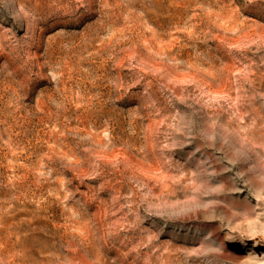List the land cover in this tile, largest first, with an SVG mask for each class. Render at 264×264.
<instances>
[{
    "label": "rangeland",
    "instance_id": "obj_1",
    "mask_svg": "<svg viewBox=\"0 0 264 264\" xmlns=\"http://www.w3.org/2000/svg\"><path fill=\"white\" fill-rule=\"evenodd\" d=\"M0 264H264V0H0Z\"/></svg>",
    "mask_w": 264,
    "mask_h": 264
},
{
    "label": "bare ground",
    "instance_id": "obj_2",
    "mask_svg": "<svg viewBox=\"0 0 264 264\" xmlns=\"http://www.w3.org/2000/svg\"><path fill=\"white\" fill-rule=\"evenodd\" d=\"M246 259V257L245 256H243V260H245Z\"/></svg>",
    "mask_w": 264,
    "mask_h": 264
}]
</instances>
